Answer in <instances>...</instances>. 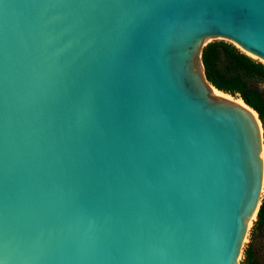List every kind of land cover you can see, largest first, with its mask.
Wrapping results in <instances>:
<instances>
[{"label": "water", "instance_id": "95a60500", "mask_svg": "<svg viewBox=\"0 0 264 264\" xmlns=\"http://www.w3.org/2000/svg\"><path fill=\"white\" fill-rule=\"evenodd\" d=\"M213 42L264 64V0H0V264H242L263 128Z\"/></svg>", "mask_w": 264, "mask_h": 264}, {"label": "trees", "instance_id": "16d2710c", "mask_svg": "<svg viewBox=\"0 0 264 264\" xmlns=\"http://www.w3.org/2000/svg\"><path fill=\"white\" fill-rule=\"evenodd\" d=\"M202 62L208 81L221 92L243 99L264 126V64L224 42L208 44ZM242 264H264V198Z\"/></svg>", "mask_w": 264, "mask_h": 264}, {"label": "bare ground", "instance_id": "6f19581e", "mask_svg": "<svg viewBox=\"0 0 264 264\" xmlns=\"http://www.w3.org/2000/svg\"><path fill=\"white\" fill-rule=\"evenodd\" d=\"M214 93H215V95H217V96L227 97V98H230V99H233V100L237 101V102L240 103L241 105H244V103H243V101H242V99H241L240 97L234 98V97H232V96H230V95H226V94H224V93L218 91L217 89H214ZM254 114H255V116L258 118L257 113L254 112Z\"/></svg>", "mask_w": 264, "mask_h": 264}, {"label": "rangeland", "instance_id": "374dc122", "mask_svg": "<svg viewBox=\"0 0 264 264\" xmlns=\"http://www.w3.org/2000/svg\"><path fill=\"white\" fill-rule=\"evenodd\" d=\"M237 49H239L240 51H242V52L245 53L246 55L252 57L253 59L258 60V59H256L255 57H253L252 55L247 54L243 49H241V48H237ZM258 61H259V60H258ZM260 62H261V61H260ZM262 89H264V85H262ZM225 94H226V93H225ZM228 95H230V94H228ZM230 96H232V95H230ZM232 97L237 98V97H239V96H232ZM262 128H263L262 133H263V140H264V126H263V124H262ZM253 233H254V231H253ZM252 237H253V235H252ZM251 242H252V239H251Z\"/></svg>", "mask_w": 264, "mask_h": 264}]
</instances>
